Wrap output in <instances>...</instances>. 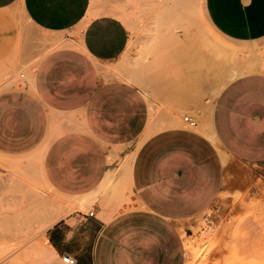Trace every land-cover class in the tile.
I'll list each match as a JSON object with an SVG mask.
<instances>
[{
  "label": "crops",
  "instance_id": "1",
  "mask_svg": "<svg viewBox=\"0 0 264 264\" xmlns=\"http://www.w3.org/2000/svg\"><path fill=\"white\" fill-rule=\"evenodd\" d=\"M91 4L0 0V64L20 44L16 8L32 27L72 42L39 58L31 84L0 91V155L35 157L42 148L36 159L44 182L74 203L47 226L44 262L61 264L68 254L75 264H186L191 221L224 188L223 152L264 166V0H203L223 42L214 63L204 54L206 67H194L189 79L179 68L173 82L148 88L153 123L183 107L207 121L213 138L181 125L154 124L148 132L150 100L108 69L128 45V28L110 14L86 20ZM253 59L260 67L249 69ZM220 74L229 78L214 96Z\"/></svg>",
  "mask_w": 264,
  "mask_h": 264
},
{
  "label": "rangeland",
  "instance_id": "2",
  "mask_svg": "<svg viewBox=\"0 0 264 264\" xmlns=\"http://www.w3.org/2000/svg\"><path fill=\"white\" fill-rule=\"evenodd\" d=\"M94 2L98 10L118 8L127 17H118L128 28L129 40L118 61L109 65L112 76L121 70L135 72L142 78V84L151 90L159 84L162 86L165 80L166 83L173 82V78L180 76L179 68H182L183 77L189 79L194 67H206L202 56L214 57V51L217 54L223 43L204 16L203 0ZM13 12L20 23L21 39L14 53L16 66L3 73L0 65V91L29 84L31 70L39 58L48 50L64 45L59 43L61 39L54 42L46 36L59 35L65 40L64 32L41 31L32 27L18 8ZM157 12L166 14L159 17ZM186 15L189 22L184 18ZM190 22H195L196 28H191ZM74 34L77 35L76 30ZM216 76L219 81L215 80ZM228 78L224 74L214 75V96L223 80ZM11 80H20L22 85L10 84ZM133 83L142 89L138 82ZM150 104L152 106L151 101ZM195 112L182 107L179 114L199 121L198 112ZM13 158L24 160L19 159V164L14 165L11 161L9 164L13 167L0 163V264H20L11 262L13 259L4 260L19 253L29 243L43 244V234L54 221V215L44 206L46 200L57 193L44 182L39 161L34 156ZM228 163L224 188L218 199L191 221L187 237L193 242L194 249L187 251L186 264H264V166L245 164L229 157ZM46 221L49 223L45 226ZM48 253V249L43 250L41 264H49L44 262Z\"/></svg>",
  "mask_w": 264,
  "mask_h": 264
},
{
  "label": "bare ground",
  "instance_id": "3",
  "mask_svg": "<svg viewBox=\"0 0 264 264\" xmlns=\"http://www.w3.org/2000/svg\"><path fill=\"white\" fill-rule=\"evenodd\" d=\"M173 10H174V8H173ZM99 14H110V15H114V16H117V17H121V18H124V19H127V17H126V15H125V13L122 11V10H120V9H118V8H110V9H101V10H98L97 8H96V5H95V2H94V0H92V4H91V6H90V9H89V11H88V16H87V18H86V20H89L91 17H93V16H96V15H99ZM165 14H166V12H157V15L159 16V17H164L165 16ZM181 17V15L179 16V18ZM186 17H187V15L184 17L185 19H186ZM191 17V16H190ZM182 18V17H181ZM192 18V17H191ZM194 18V17H193ZM192 18V19H193ZM187 21H188V19H186ZM190 21H192L191 19H189ZM195 20V19H194ZM187 21H186V23H187ZM189 22V21H188ZM191 24H192V26H191V28H194L195 27V22H190ZM189 25V24H188ZM84 27V22H82V23H80L79 24V26L77 27V29H76V33L77 34H80V31H81V29ZM196 28V27H195ZM187 29H188V27H187ZM189 30V29H188ZM46 39H49V40H52V41H57V40H59V39H61L60 40V44H72V42L71 41H68V40H64V39H62V38H60L59 37V35H50V36H46L45 37ZM78 45V44H77ZM211 57L212 56H209L208 55V58L206 57V59H208V61L210 62V59H211ZM245 58V63L246 62H248V60H247V58L248 57H244ZM251 58H253V57H251ZM262 58V57H261ZM214 58H212V60H213ZM17 60V56L16 55H14V54H12V56L10 57V58H8V60H7V62H5V63H1L0 65H1V68H2V72L3 73H5V71H8L9 72V70H11V68L15 65L16 66V64H15V61ZM244 60V59H243ZM262 60V59H261ZM253 61H254V59L252 60V65H250V67H248L249 69H251V68H254V67H258L257 65L259 64V67H260V62L256 65L255 63H257V61H254V63H253ZM213 61H211L210 63H212ZM16 63H17V61H16ZM214 63V62H213ZM14 66V67H15ZM13 67V68H14ZM262 68L264 69V65H262ZM5 70V71H4ZM235 70V69H234ZM236 71V70H235ZM0 72H1V70H0ZM238 73V72H237ZM116 76L117 77H122V79H126V80H128V81H133V82H138L139 84H140V86L142 87V90H143V92H144V94L148 97V99L152 102V101H155V100H153L152 99V93L149 91V89H148V87H146V86H144L143 84H142V82H141V80H142V78H141V80H140V78L138 77L139 75H136V73L135 72H130V71H126V72H124L123 70H121V71H118V74L116 73ZM20 80H18V81H10V84H19V85H22V81L21 82H19ZM30 81H32V75H31V78H30ZM143 81V80H142ZM28 83H30L29 81H28ZM31 84V83H30ZM136 84V83H135ZM154 94V93H153ZM152 108H153V111L150 113V122H149V124H148V132H150L152 129H151V127L155 124V128H162L163 126L165 127V126H173V125H181V126H186V127H190V128H193V129H196V130H198V131H200V132H203L204 134H206V135H208L209 137H211V138H213V134H212V132H211V130H210V128H209V126H208V123H207V121H205V120H202V117H201V115L199 116V118H197V119H199V121H197L196 119H194L192 116H190V117H192V119L193 120H195V123H194V125H191L189 122H187L185 119H184V116H189V115H182V116H180V114L177 112V113H174V111L172 112V111H170L169 112V114L167 115V118L166 119H164V121H162V122H160V123H153L155 120H157V118H156V115H157V111L155 110V108L153 107V102H152ZM209 109L210 108H206V110H205V112L206 113H208L209 114ZM200 112H202V111H200ZM196 113V112H195ZM208 114H207V116H208ZM159 115V114H158ZM197 115V114H196ZM204 117V116H203ZM159 120V119H158ZM147 130V129H146ZM147 131H146V133H148ZM146 133H145V135H146ZM144 136V135H143ZM141 138L143 139V137L141 136ZM142 139L139 141V139H138V141H139V144H140V142L142 141ZM214 141H215V138H214ZM136 143H138V142H136ZM139 144H137V145H139ZM41 151H42V148L41 149H39L38 151H36V158L37 157H39V155H40V153H41ZM135 152V151H134ZM133 153V152H132ZM130 154V153H129ZM223 162H224V164H225V166L227 167L228 166V155L227 154H225L224 152H223ZM127 157H129L128 155L125 157L126 159H127ZM23 158V157H22ZM22 158H18V159H16V158H9V157H6V156H3V155H1V157H0V163H3V164H6V163H8V165H10V164H12L11 163V161L13 162V164L12 165H14V163H18V161H19V159H20V161H21V159ZM26 159L28 158V156H26L25 157ZM131 158H133L132 156H131V154H130V158H128V160L130 159L131 160ZM22 160H24V159H22ZM128 160H125L124 159V165H125V163L127 164V165H129V161ZM19 161V162H20ZM126 161V162H125ZM132 161V160H131ZM10 163V164H9ZM16 163V164H17ZM15 164V166H20V165H16ZM19 164V163H18ZM12 165H10L11 167H13ZM127 167V166H126ZM46 183V182H45ZM47 186H48V184H47ZM47 202H46V206H44V208H47V211L48 212H50V213H52L54 216H53V219L55 220L56 218H58L60 215H61V213H62V211L64 210V209H67V208H70V207H72L73 206V202L70 200V199H68V197H66V196H62V195H60V194H57V195H54V196H52L51 198H49V199H47L46 200ZM55 217V218H54ZM49 221H51V220H49ZM53 221V220H52ZM48 223L49 222H45L43 225H45L46 226V224L48 225ZM45 228V227H44ZM185 240H186V248H187V251H189V252H191V250L192 249H194V244H193V242L192 241H190L189 239H188V237L186 236L185 237ZM46 249H48L47 247H46V244H36V243H34L33 245H32V247H31V249L30 250H27V251H25L26 253H22L19 257L18 256H16V258H14L11 262H19L20 264H30L32 261H31V259H32V256H33V259L34 258H36L37 259V257H40V255L42 256V252H43V250H46ZM24 254H26L27 255V258H29V257H31V258H29V260L31 261V262H26L25 260H22L21 259V257L23 258H25L26 259V255H24ZM24 255V256H23ZM41 259H42V257H40ZM36 259H34V261H33V264L34 263H36V264H41L42 262H43V260H42V262H35V260ZM40 259V260H41ZM28 260V259H27ZM28 260V261H29ZM10 262V261H9Z\"/></svg>",
  "mask_w": 264,
  "mask_h": 264
},
{
  "label": "built area",
  "instance_id": "4",
  "mask_svg": "<svg viewBox=\"0 0 264 264\" xmlns=\"http://www.w3.org/2000/svg\"><path fill=\"white\" fill-rule=\"evenodd\" d=\"M184 119L187 122H189L191 125H194V123H195V120H193L192 117H190V116H184ZM62 260L66 264H75V259L68 254L63 255Z\"/></svg>",
  "mask_w": 264,
  "mask_h": 264
}]
</instances>
